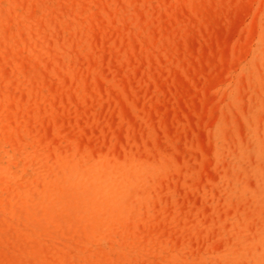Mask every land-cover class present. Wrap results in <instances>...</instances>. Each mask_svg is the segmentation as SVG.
<instances>
[{
  "label": "rangeland",
  "instance_id": "obj_1",
  "mask_svg": "<svg viewBox=\"0 0 264 264\" xmlns=\"http://www.w3.org/2000/svg\"><path fill=\"white\" fill-rule=\"evenodd\" d=\"M0 264H264V0H0Z\"/></svg>",
  "mask_w": 264,
  "mask_h": 264
},
{
  "label": "bare ground",
  "instance_id": "obj_2",
  "mask_svg": "<svg viewBox=\"0 0 264 264\" xmlns=\"http://www.w3.org/2000/svg\"><path fill=\"white\" fill-rule=\"evenodd\" d=\"M8 108H9V107H8ZM87 171H88V170H87ZM67 173H68V172H67ZM67 173H66V174H67ZM63 174H64V173H63Z\"/></svg>",
  "mask_w": 264,
  "mask_h": 264
}]
</instances>
